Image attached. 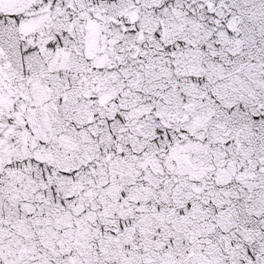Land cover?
Here are the masks:
<instances>
[{
	"label": "snow or ice",
	"instance_id": "snow-or-ice-1",
	"mask_svg": "<svg viewBox=\"0 0 264 264\" xmlns=\"http://www.w3.org/2000/svg\"><path fill=\"white\" fill-rule=\"evenodd\" d=\"M0 264H264V0H0Z\"/></svg>",
	"mask_w": 264,
	"mask_h": 264
}]
</instances>
